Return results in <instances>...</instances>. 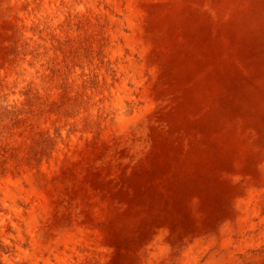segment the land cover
Here are the masks:
<instances>
[{
	"label": "bare ground",
	"instance_id": "1",
	"mask_svg": "<svg viewBox=\"0 0 264 264\" xmlns=\"http://www.w3.org/2000/svg\"><path fill=\"white\" fill-rule=\"evenodd\" d=\"M105 1L125 15L129 33L111 32L115 43L106 52L113 68L101 71L93 94L101 106L94 107L100 126L85 128L83 141L77 133L71 144L73 170L106 226L92 231L72 217L77 212L66 208L65 195L38 187L32 178L27 179L31 195L24 197L32 205L25 215L16 202L25 193L23 183L5 181L9 207L25 222L32 248L19 247L18 254L27 264H88L76 245L90 246L92 232L100 259L156 229L171 231L173 238L190 235L181 220L188 196L237 204L238 224L228 221L226 233L216 238L227 247L234 231L245 237L247 224L259 217L261 190L255 182L264 170V0ZM234 161L248 173L244 194L223 192L232 185L225 171L235 168ZM215 241L207 246L195 241L181 264H198L199 254Z\"/></svg>",
	"mask_w": 264,
	"mask_h": 264
},
{
	"label": "rangeland",
	"instance_id": "2",
	"mask_svg": "<svg viewBox=\"0 0 264 264\" xmlns=\"http://www.w3.org/2000/svg\"><path fill=\"white\" fill-rule=\"evenodd\" d=\"M90 1L0 0V264H27L18 249H32L25 222L9 207L12 203L7 198L5 181L23 183L25 193L19 194L16 202L25 215L32 205L24 199L31 195L27 179L32 178L38 187L65 195L66 208L77 212L72 217L90 224L92 231L106 226L105 218L97 215L94 200L87 198L84 180L73 170L77 162L71 143L77 133L83 141L85 128L95 122L96 127L100 126L94 107L101 106L93 94L100 88L101 71L113 68L106 52L115 43L111 32L118 36L129 32L122 12L105 0ZM101 3L106 4L104 9L99 7ZM99 135L101 131L96 140ZM234 163L235 168L225 171L232 185L223 192L232 195L240 189L244 194L248 173L241 163ZM239 174L243 179L236 182L233 179ZM255 183L261 190L259 217L247 224L246 238L234 231L227 247L216 238L226 233L222 231L228 221L233 226L238 224L237 204L230 199L226 204L215 199L195 201L189 196L182 202L181 220L192 230L190 235L173 238L171 231L156 229L117 250H108L111 256L104 259L94 251L97 236L93 232L88 234L90 246L77 243L76 247L88 257V264H181L195 241L201 240L207 246L216 240L199 254L198 264H264V170L257 173ZM226 210L232 214L231 220ZM220 212L227 219L219 218ZM251 222L256 224L253 229L249 228ZM20 229L22 234L18 233Z\"/></svg>",
	"mask_w": 264,
	"mask_h": 264
}]
</instances>
